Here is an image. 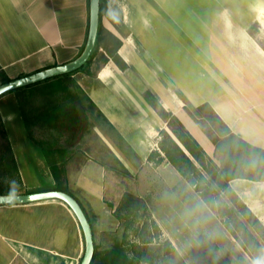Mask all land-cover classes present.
<instances>
[{
  "label": "crops",
  "instance_id": "crops-1",
  "mask_svg": "<svg viewBox=\"0 0 264 264\" xmlns=\"http://www.w3.org/2000/svg\"><path fill=\"white\" fill-rule=\"evenodd\" d=\"M89 23L90 0H0V79L74 61L86 46ZM102 23L97 57L104 63L96 71L91 67L95 75L77 72L72 79L106 124L104 144L117 170L99 158L67 156L59 190L46 148L23 110L22 89L0 97V118L18 167L19 194L72 195L104 253L113 248L121 224L114 214L124 193L142 199L149 195L146 181L157 187L162 181L166 194L189 183L167 159L161 171L152 168L147 176L148 165L164 162L162 132L201 169L165 115L177 118L219 166L224 157L187 107L208 105L222 132L264 149V0H105ZM123 167L129 177L141 173V189L125 191ZM229 185L264 226V179L235 178ZM197 200L208 207L200 193ZM227 233L240 261L257 264ZM85 246L78 218L61 200L0 206V264H80Z\"/></svg>",
  "mask_w": 264,
  "mask_h": 264
},
{
  "label": "rangeland",
  "instance_id": "rangeland-1",
  "mask_svg": "<svg viewBox=\"0 0 264 264\" xmlns=\"http://www.w3.org/2000/svg\"><path fill=\"white\" fill-rule=\"evenodd\" d=\"M108 42L114 44L111 39ZM97 59L99 61L95 69H99L104 63L102 57ZM70 79L42 82L18 92L23 110L30 119V129L45 148L53 152L52 161L60 167L65 168L68 156L77 160L82 157L99 158L116 169L117 162L104 144L107 141L104 136L105 122L85 98L79 95ZM0 81L6 82L7 79ZM63 109L66 112L63 113ZM191 111L198 118L195 121L212 140L217 138V133H222L219 121L210 110ZM168 127L174 135L179 134L191 143L187 131L180 123L169 121ZM165 133L167 132H162L160 142L163 153V147L169 144ZM5 142L1 139L4 146ZM190 145L196 149L193 144ZM3 152L7 153L6 150ZM164 155L165 157L161 156L164 160L162 164L147 166V176H151L152 168L154 171H161L167 165L166 159H169L165 153ZM174 156L179 157L177 154ZM169 162L177 168L173 162ZM140 174L138 172L129 177L123 167L121 175L125 191L135 190L138 186L141 189L138 181ZM204 174L207 175L206 172ZM4 178H14L19 183L13 170L4 173L0 168V181ZM183 181L189 182L186 178ZM192 181L194 183H185V187L180 185L176 188V193L171 194L162 193V181L159 187L156 184L152 186L151 181L143 183L149 195L143 194L145 197L137 206H133V203L123 210V220L112 235L114 245L123 243L126 255L136 264H245L240 261L241 251L237 250L221 217L197 200L198 189L205 187V184L197 176H192ZM158 188L162 196H157ZM215 189L220 193L216 206L221 211L234 207L231 196L217 187ZM6 190L7 185L0 182V193ZM239 211L236 209L237 215H240ZM230 221L233 230L247 244L248 249L258 259H264L263 250L254 240L255 237L264 247V234L257 228V224L251 226L245 220V224L240 225L235 217Z\"/></svg>",
  "mask_w": 264,
  "mask_h": 264
},
{
  "label": "trees",
  "instance_id": "trees-1",
  "mask_svg": "<svg viewBox=\"0 0 264 264\" xmlns=\"http://www.w3.org/2000/svg\"><path fill=\"white\" fill-rule=\"evenodd\" d=\"M104 1L105 0H101V4H100L99 37L96 48L89 61L81 69H79L74 73L52 78L44 82L61 80L63 78L70 79L77 72H84L89 75H95L96 72H93L91 67L94 65V67L96 68V65L99 61L97 59L98 58L97 56L100 49L99 47L100 35L104 30L102 23V18L104 15ZM116 45L118 48L120 46V42L118 41ZM115 59L118 62V59L117 58ZM95 68H94L95 71L98 70ZM0 77H1V71H0ZM70 82L73 83V87L77 89L79 95L84 97L82 95L83 92L75 84L73 79H70ZM88 101L89 103H91L89 99ZM91 106L93 107V103H91ZM186 109L189 112V114H191V116H194L193 112L189 107H187ZM203 109L210 110L208 105L201 107V109L199 110H203ZM64 112H66V109H63V113ZM165 116L169 118V121L173 123H179L178 119L175 118L174 116L172 115H165ZM64 117H66V115ZM223 131L224 132H222V135H220L216 139H213V142L216 145L219 154L222 155L225 159L222 166H219L211 157H209L187 132L186 133L188 134L191 143H189L187 140H184L179 134L176 135L179 138V140L186 146V148L189 150V152L192 154L195 160L199 163L201 169L198 168L194 164V162L191 161L183 153V151L179 148V146L173 141V139H171V137L167 133L165 134L167 136L169 144L167 147H163L162 150L164 151L168 159L175 164L179 172L189 182L194 183V181H192V176H197L202 180V182L205 184V187L203 188L200 187L198 191L204 202L208 205V207L212 212L216 213L221 217L226 230L240 243V245L243 247L245 251H247L251 256H253L255 262L257 264H263L264 259L261 260L258 259L254 255V253L248 249L247 244L237 236L236 232L233 230L230 220L231 218L235 217L237 223L240 225L245 224V220L248 221V223L251 226L256 223L257 228L261 230L263 234H264V226L259 221V219L241 201V199L235 194V192L231 189L229 182L235 178H245L255 181L263 180L264 179V149H260L248 144L241 137L231 133L227 129ZM0 138L6 141L5 142L6 146H4L1 143V139H0V168L4 171V173L6 171L13 170L14 173L18 174V167L13 152L11 150V147L9 145V140L5 133L1 118H0ZM190 144H193L196 147V149L193 148ZM4 150H6L7 153H4L3 152ZM43 151L48 158L51 172L58 184L59 190H62V180L64 176H66V170L65 168L60 167V165L52 161V157H51L53 153L52 151H49L48 149H43ZM175 154H177L179 157L175 158L174 156ZM204 172H206L208 176L205 175ZM215 187L227 193V195L231 196L234 199V207H230V208L227 207L223 212L216 206L217 200H220V193L216 191ZM140 202L141 199L138 198L137 196H134L130 193H126L120 203V206L115 211L114 214L115 217L119 221H122L123 210H126V208L133 203H134L133 206H135ZM236 209L240 210L239 211L240 215H237ZM254 240L256 244L264 252L263 245H261V243L255 237ZM91 264H136V263L126 255L123 248V243H117L112 249L104 253L98 252L97 247L95 246V253Z\"/></svg>",
  "mask_w": 264,
  "mask_h": 264
},
{
  "label": "water",
  "instance_id": "water-1",
  "mask_svg": "<svg viewBox=\"0 0 264 264\" xmlns=\"http://www.w3.org/2000/svg\"><path fill=\"white\" fill-rule=\"evenodd\" d=\"M100 4L101 0H90V23L88 40L84 51L77 59L67 64L44 69L34 74L14 79L7 83H3L0 85V97L15 90L29 87L52 78L71 74L81 69L89 61L97 45L100 31ZM19 195L20 200L15 204L0 203V206L25 205L53 199L61 200L66 203L78 218L85 238V254L80 264L92 263L95 253L93 230L83 208L72 195L59 190L42 191Z\"/></svg>",
  "mask_w": 264,
  "mask_h": 264
},
{
  "label": "clouds",
  "instance_id": "clouds-1",
  "mask_svg": "<svg viewBox=\"0 0 264 264\" xmlns=\"http://www.w3.org/2000/svg\"><path fill=\"white\" fill-rule=\"evenodd\" d=\"M0 182L7 185V190L0 193V203L15 204L18 202L20 200V184L14 178H4Z\"/></svg>",
  "mask_w": 264,
  "mask_h": 264
}]
</instances>
